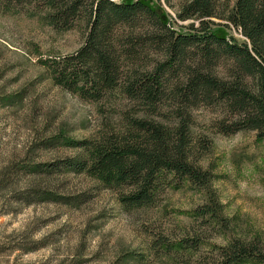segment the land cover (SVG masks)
Masks as SVG:
<instances>
[{
	"label": "rangeland",
	"instance_id": "374dc122",
	"mask_svg": "<svg viewBox=\"0 0 264 264\" xmlns=\"http://www.w3.org/2000/svg\"><path fill=\"white\" fill-rule=\"evenodd\" d=\"M142 1L177 33L197 25L176 19L188 0ZM25 3L13 0L14 12L0 11V264H215L219 246L233 239L259 236L264 243V140L253 131L216 133L220 106L190 111L193 156L211 175L208 188L166 176L155 204L126 209L115 191L62 167L84 157L72 142L121 134L138 114L118 92L91 102L54 84L42 62L74 52L84 32L54 31ZM216 5V14L225 15L223 0ZM210 21L212 31L245 43L226 21ZM37 164L53 170L29 172ZM35 190L61 200L36 202ZM207 191L221 205L222 220L195 212Z\"/></svg>",
	"mask_w": 264,
	"mask_h": 264
},
{
	"label": "trees",
	"instance_id": "16d2710c",
	"mask_svg": "<svg viewBox=\"0 0 264 264\" xmlns=\"http://www.w3.org/2000/svg\"><path fill=\"white\" fill-rule=\"evenodd\" d=\"M12 1L0 0V11L14 12ZM25 1L29 15L54 31L80 26L84 32L74 52L42 62L54 84L91 102L118 92L138 114L121 134L72 142L83 150V159L61 163L115 191L122 207L155 204L166 176L209 187L211 175L193 156L190 111L195 107H221L223 116L214 123L218 134L253 131L264 140V0H234L230 8V0H223L225 15L216 14L217 0H188L176 13L180 22H197L187 34L177 33L142 0ZM210 19L238 29L245 43L212 31ZM51 166L33 165L29 172L49 174ZM53 197L38 190L31 195L36 202L61 200ZM220 209L207 191L195 212L222 220ZM218 250L215 264H264L259 236L233 239Z\"/></svg>",
	"mask_w": 264,
	"mask_h": 264
},
{
	"label": "built area",
	"instance_id": "2783aa9c",
	"mask_svg": "<svg viewBox=\"0 0 264 264\" xmlns=\"http://www.w3.org/2000/svg\"><path fill=\"white\" fill-rule=\"evenodd\" d=\"M236 32H238V33H239L238 29L236 30ZM239 35H240V34H239Z\"/></svg>",
	"mask_w": 264,
	"mask_h": 264
}]
</instances>
